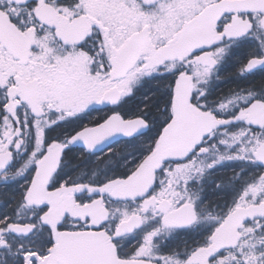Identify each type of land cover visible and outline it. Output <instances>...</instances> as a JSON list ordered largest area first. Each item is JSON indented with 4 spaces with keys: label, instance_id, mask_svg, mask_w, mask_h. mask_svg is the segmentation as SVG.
I'll return each mask as SVG.
<instances>
[{
    "label": "snow or ice",
    "instance_id": "obj_1",
    "mask_svg": "<svg viewBox=\"0 0 264 264\" xmlns=\"http://www.w3.org/2000/svg\"><path fill=\"white\" fill-rule=\"evenodd\" d=\"M0 187V264H264V0H0Z\"/></svg>",
    "mask_w": 264,
    "mask_h": 264
},
{
    "label": "flooded vegetation",
    "instance_id": "obj_2",
    "mask_svg": "<svg viewBox=\"0 0 264 264\" xmlns=\"http://www.w3.org/2000/svg\"><path fill=\"white\" fill-rule=\"evenodd\" d=\"M220 90L222 91L223 89L220 88V89H217V91ZM99 115H103V113H92V116L89 118V119H96ZM120 138H116L114 139L111 143H112V147H113V150L114 151H117L119 152V149H120V146H121V143H115L114 141L115 140H118ZM228 171V169L226 170ZM224 170H222V173L221 175L223 174ZM11 195V192H12V189H9L7 191H5L2 187H0V211H9L11 208H12V204H7L6 203V200L9 199L10 196L6 195V193H8ZM217 196V193L213 192L211 190V185H210V190H209V193H208V196H207V193H206V199H209V200H215Z\"/></svg>",
    "mask_w": 264,
    "mask_h": 264
},
{
    "label": "trees",
    "instance_id": "obj_3",
    "mask_svg": "<svg viewBox=\"0 0 264 264\" xmlns=\"http://www.w3.org/2000/svg\"><path fill=\"white\" fill-rule=\"evenodd\" d=\"M225 75H227V73H225ZM155 85H156V82H153V84H152L151 86H152V87H155ZM231 86H232L231 84L226 83V84L221 85L220 88L223 89L222 91H226V90H227L229 87H231ZM220 88H218V89H220ZM219 91H220V90H218V92H219ZM139 99H140V97H139V95H138L136 98H134L132 101L129 102V105H128V106L134 108L135 105L138 103ZM130 151H132V148H131V147H126L123 143H121V146H120L119 152H130ZM230 171H231V169H228V172H229V173H230ZM221 173H222V171H221ZM221 173H220V174H221ZM209 190H210V185L206 188L207 196H208ZM6 195L11 196V195L9 194V192L6 193Z\"/></svg>",
    "mask_w": 264,
    "mask_h": 264
},
{
    "label": "water",
    "instance_id": "obj_4",
    "mask_svg": "<svg viewBox=\"0 0 264 264\" xmlns=\"http://www.w3.org/2000/svg\"><path fill=\"white\" fill-rule=\"evenodd\" d=\"M116 138H120V137H119V136H117V137H114V138H113V140H114V139H116ZM113 140H112V141H113ZM112 141H111V142H112Z\"/></svg>",
    "mask_w": 264,
    "mask_h": 264
}]
</instances>
